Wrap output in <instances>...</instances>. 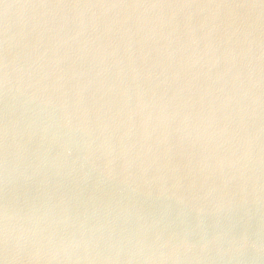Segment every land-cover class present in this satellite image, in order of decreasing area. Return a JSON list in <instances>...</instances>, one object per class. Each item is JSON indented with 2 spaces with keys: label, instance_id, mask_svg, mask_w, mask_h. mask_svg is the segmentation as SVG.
<instances>
[{
  "label": "water",
  "instance_id": "obj_1",
  "mask_svg": "<svg viewBox=\"0 0 264 264\" xmlns=\"http://www.w3.org/2000/svg\"><path fill=\"white\" fill-rule=\"evenodd\" d=\"M0 264H264V2L0 0Z\"/></svg>",
  "mask_w": 264,
  "mask_h": 264
},
{
  "label": "snow or ice",
  "instance_id": "obj_2",
  "mask_svg": "<svg viewBox=\"0 0 264 264\" xmlns=\"http://www.w3.org/2000/svg\"><path fill=\"white\" fill-rule=\"evenodd\" d=\"M262 2H264V0H262ZM135 4V3H134ZM73 5H75V6H77L76 4H72V5H64V4H56L55 6H57V7H61V6H73ZM100 5H102V4H100ZM136 5H138V4H136ZM153 5V7H155V6H161V7H163V6H171V5H164V4H152ZM139 6V5H138ZM180 6H184V7H186V6H189V5H187V4H183V5H180ZM6 75V74H5Z\"/></svg>",
  "mask_w": 264,
  "mask_h": 264
}]
</instances>
